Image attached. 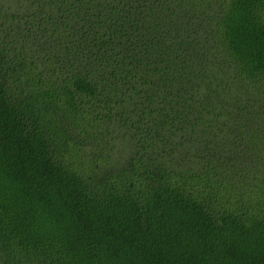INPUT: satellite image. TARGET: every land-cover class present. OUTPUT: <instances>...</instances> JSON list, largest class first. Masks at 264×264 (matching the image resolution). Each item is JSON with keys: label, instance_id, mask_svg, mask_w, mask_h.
I'll list each match as a JSON object with an SVG mask.
<instances>
[{"label": "trees", "instance_id": "obj_1", "mask_svg": "<svg viewBox=\"0 0 264 264\" xmlns=\"http://www.w3.org/2000/svg\"><path fill=\"white\" fill-rule=\"evenodd\" d=\"M0 264H264V0H0Z\"/></svg>", "mask_w": 264, "mask_h": 264}]
</instances>
